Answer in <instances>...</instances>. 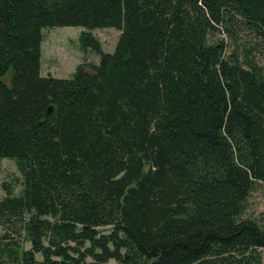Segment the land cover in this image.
Instances as JSON below:
<instances>
[{"label": "trees", "instance_id": "16d2710c", "mask_svg": "<svg viewBox=\"0 0 264 264\" xmlns=\"http://www.w3.org/2000/svg\"><path fill=\"white\" fill-rule=\"evenodd\" d=\"M57 26L121 34L42 76ZM263 48L264 0H0V264H264Z\"/></svg>", "mask_w": 264, "mask_h": 264}, {"label": "rangeland", "instance_id": "374dc122", "mask_svg": "<svg viewBox=\"0 0 264 264\" xmlns=\"http://www.w3.org/2000/svg\"><path fill=\"white\" fill-rule=\"evenodd\" d=\"M83 31H91L101 42L102 49L105 52H114L121 34V31L115 27L89 29L83 26H57L43 28L40 70L42 76L68 78L75 71L78 64L86 62L88 70H91L93 64L100 62L99 54L82 50L80 35ZM218 36L225 37L230 44V40L224 33H218ZM258 56L260 63L264 64V48ZM4 182L12 184L13 193L15 194H19L23 188L22 174L17 168L15 160L8 157L0 158V200L7 194L3 188ZM244 216L254 217L264 224L263 183H259L250 194ZM7 229L4 223H0V234L6 233ZM12 234L14 235V233ZM14 237L23 242L26 248L30 247V243L25 240L23 234L22 236L14 235Z\"/></svg>", "mask_w": 264, "mask_h": 264}]
</instances>
